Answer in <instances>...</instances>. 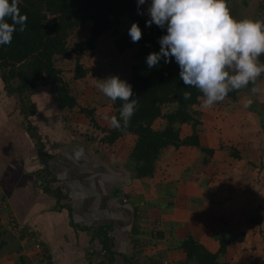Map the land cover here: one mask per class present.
I'll return each instance as SVG.
<instances>
[{
  "label": "crops",
  "instance_id": "1",
  "mask_svg": "<svg viewBox=\"0 0 264 264\" xmlns=\"http://www.w3.org/2000/svg\"><path fill=\"white\" fill-rule=\"evenodd\" d=\"M260 9L262 20L258 15L255 18L259 23L264 18V0ZM244 97L239 95L236 103L223 98L229 102L220 106L221 113L230 117L241 113ZM249 113L250 119H237L230 136L248 143L239 149V160L219 148L229 138L214 139V148V142L207 138L208 143L202 142L199 133L201 145L213 149L206 164L196 148L168 147L154 175L142 180L132 177L125 164L128 152L119 147L121 140L131 146L132 136L124 135L112 145L97 137L98 146L82 133L84 127L92 128L87 119H32L45 151L53 157L52 186L63 193L65 207L55 209L54 199L34 186L33 172L40 167L36 149L20 127L13 149H8L12 142L1 143L0 197L17 224L20 240L14 241V248L2 250L0 264H34L31 253H37L31 238L42 247L40 264H150L153 259L157 264H187L177 248L186 234L211 252L219 249V239L225 234L229 243L222 262L264 264V154L257 153L263 146L264 129L259 117ZM96 124L108 127L110 119L106 125ZM183 131L188 129L183 127ZM249 150L256 154L252 160L247 157ZM21 195L27 204L21 203ZM134 227L139 232H133ZM96 229L110 237V251L91 238Z\"/></svg>",
  "mask_w": 264,
  "mask_h": 264
},
{
  "label": "trees",
  "instance_id": "2",
  "mask_svg": "<svg viewBox=\"0 0 264 264\" xmlns=\"http://www.w3.org/2000/svg\"><path fill=\"white\" fill-rule=\"evenodd\" d=\"M226 3L227 0H205L202 7L211 8L219 20L220 40L230 37L236 44V33L228 27L224 29L231 20ZM122 19L129 25L116 37L114 46L119 53L130 48L135 52L129 79L109 97L113 110L110 126L96 125L93 109H80V112L89 117L91 126L103 133L100 138L103 144L112 145L124 135L133 137L125 164L134 179L151 178L168 147L196 148L204 155L202 163L206 164L213 149L200 143L202 113L196 106L213 89L219 90L218 98L236 101L246 87L255 86L252 80L226 68L218 57L219 43L210 45L209 50L180 43L175 37L176 19L172 11L146 8L144 0H0V82L5 95L14 98L25 131L36 149L40 167L33 172L34 186L54 199L55 209L65 207L61 204L64 195L52 186L53 157L45 151L38 127L31 122L36 113L31 95L38 82L53 83L58 86V106L68 110L77 107L56 59H68L73 50L79 53L92 50L98 38L117 27ZM85 22L89 23L87 39L69 47L70 36ZM237 46L257 63H263L251 41ZM85 75L86 69L77 62L73 78L81 79ZM250 111L259 117L264 129V109ZM157 120H161V127L153 126ZM183 127L189 128L185 134ZM219 148L226 149L233 159L241 158L236 146L221 144ZM138 230L134 227L133 232ZM93 232L91 238H97L101 248L110 251V237L102 229ZM228 243L224 234L219 239V249L211 252L191 234H186L177 248L185 254L187 264H226L221 257ZM2 245L0 241V255ZM150 261V264L158 263L154 259Z\"/></svg>",
  "mask_w": 264,
  "mask_h": 264
},
{
  "label": "rangeland",
  "instance_id": "3",
  "mask_svg": "<svg viewBox=\"0 0 264 264\" xmlns=\"http://www.w3.org/2000/svg\"><path fill=\"white\" fill-rule=\"evenodd\" d=\"M244 1H247V4H243ZM204 2L205 0H144V5L146 8L159 9L161 11L169 9L172 11L176 19L175 37L180 43H191L203 50H209L210 45L219 43L218 57L222 59L226 68L229 71L235 72L238 75H243L252 80L255 85L246 87L240 94L241 96H245V100L243 99V105L245 107L239 110V112L242 113V110L250 112L251 108L263 110L264 18L260 23L255 20V18H257L256 15H258L259 20H262L263 9H260V4L263 0H227L226 10L230 13L231 20L229 25L224 26V29L228 27L236 33V44L232 43L230 37H223L224 39L220 40L219 20L215 17L214 11H212L211 8L205 10L202 7ZM128 25L129 22L126 19H122L117 27L108 30L98 38L92 50L80 53L73 50L68 59L58 57L56 59V65L61 71L63 81L67 83L69 87V93L75 98L78 105L72 110L61 109L57 103L58 86L53 83L40 81L38 82L35 93L31 95V100L35 102L36 105V113L31 119H87L88 125H91L89 117L81 113L80 109H93L94 119H97L96 122L106 125L108 119H112L113 115L109 97L117 93L130 76L132 55L135 49L130 48L123 53H119L114 46V40L120 33L126 31ZM88 32L89 23L85 22L70 36L69 47L76 41L87 39ZM245 41H251L255 45L258 59L263 63H257L255 58L248 52L239 51L237 45ZM77 62L86 69V75L81 79L73 78V70ZM218 92V89L210 91L207 97L202 98L199 105L195 108L204 114L200 119V137L204 143H208L207 140L209 143H212L214 139H216L217 142H221L223 137L229 138L228 142L225 144H223V142L222 145L226 147L236 146L241 151L246 144V147H248V143L244 141V138L237 141L235 138H231L232 132L236 131L235 129L232 130V127L236 126L235 122L237 119H250L249 116L251 113L248 112L243 116L241 113L238 112L239 114H236L235 112L232 117H230L228 113H221L220 106L227 105L228 103H226V101H229L218 98ZM258 95L263 97L261 98L262 100L258 99ZM236 102L237 101H235V103ZM235 103L231 102L230 105L233 106ZM259 103H261V106H259ZM219 117L221 119H219ZM223 117L224 119H222ZM20 119L21 117L17 112L14 98L5 95L2 83L0 82L1 153L2 147H4L2 144L6 142V140L8 143L12 142L8 149H13V139L17 137L19 128L26 129L24 123L19 121ZM161 124V120H157L153 126L161 127ZM77 126H79V124ZM92 128L94 127L92 126ZM92 128L88 127V129H86L84 127L82 133H84L83 135H87V137L93 138L92 142H94V145H98V142H96L97 137L101 138L103 133L96 127L94 130ZM187 129L189 131V128ZM207 129L211 132V135ZM94 133L97 134L94 135ZM29 139L33 143L30 137ZM216 143L214 142V148H216ZM129 144L130 142L121 140L119 147L127 153L130 148ZM262 145L263 146L257 149L258 154H264V142ZM14 148H16V146H14ZM116 150L114 152H116ZM248 153L249 155H247V157L252 160L253 158H251V156L255 153L250 150ZM1 157L2 156H0V164L3 159V157ZM19 193H22L21 189H19ZM24 198L25 196L21 197V203L27 204ZM5 206L6 205L0 200V241L6 242V245L4 244L1 249L3 251L7 248H14V241L16 239L18 241L20 240L19 232L17 229L14 231V227L10 225L11 222L15 225L16 223L5 211ZM31 254L34 257V264H40L42 259L37 257V254L33 252Z\"/></svg>",
  "mask_w": 264,
  "mask_h": 264
},
{
  "label": "built area",
  "instance_id": "4",
  "mask_svg": "<svg viewBox=\"0 0 264 264\" xmlns=\"http://www.w3.org/2000/svg\"><path fill=\"white\" fill-rule=\"evenodd\" d=\"M10 225L13 226L14 231H16L17 226L12 222L10 223ZM31 241L33 242V247L37 253V256L42 259L44 257V254H43V250H42V247H41L39 241L34 239V238H31ZM39 253H40V256H39Z\"/></svg>",
  "mask_w": 264,
  "mask_h": 264
}]
</instances>
